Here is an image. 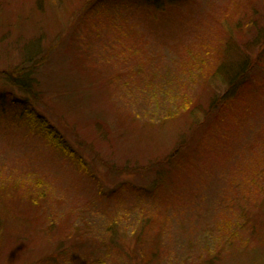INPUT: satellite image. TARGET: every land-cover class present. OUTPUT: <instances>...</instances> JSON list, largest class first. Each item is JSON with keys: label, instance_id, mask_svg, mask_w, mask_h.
I'll list each match as a JSON object with an SVG mask.
<instances>
[{"label": "rangeland", "instance_id": "obj_1", "mask_svg": "<svg viewBox=\"0 0 264 264\" xmlns=\"http://www.w3.org/2000/svg\"><path fill=\"white\" fill-rule=\"evenodd\" d=\"M107 3L0 0V90L28 97L4 75L32 69L30 61L38 58L32 79L40 102L32 107L88 165L81 173L23 126L0 120V264H83L86 254L102 264H142L131 258L126 213L118 206L133 199L124 190L115 200L99 192L150 186L177 143L194 147L199 139L210 145L195 152L201 161L192 157L193 167L186 169L183 159L174 172L187 179L192 199L179 211L160 209L165 214L159 218L166 219L159 264H208L201 262L204 241L216 235L213 228L231 224L246 225L235 244L242 249L222 252L215 264H264V222L251 217L260 201L238 202L244 179L252 180L255 139L264 140V0H186L178 6L159 0V11L135 0ZM235 49L255 60L251 86L231 112L218 105L212 110L227 87L213 77L218 57L210 56L194 83L180 70L193 59L207 60L212 52L225 58ZM184 100L192 113L162 121L172 104ZM9 180H21L30 195L39 182L41 207H31L24 194L8 200ZM238 204L246 208L248 224Z\"/></svg>", "mask_w": 264, "mask_h": 264}, {"label": "trees", "instance_id": "obj_2", "mask_svg": "<svg viewBox=\"0 0 264 264\" xmlns=\"http://www.w3.org/2000/svg\"><path fill=\"white\" fill-rule=\"evenodd\" d=\"M98 1H102L103 5H108L109 3L107 2L110 0ZM158 1L159 0H135L137 4L144 6L145 3L149 8L156 11L162 10ZM185 2L186 0H168L170 6H178ZM237 29L238 24L234 27V30ZM257 31L258 30L256 29V32ZM210 56L218 57L219 59L216 67L214 68L213 77L227 84L226 90L222 96L211 102V109L214 110L215 106L218 105L221 107V110L231 112L232 107L236 104V102H240L247 88L251 86L250 82H248V74L252 68V64L255 63V60L253 59L251 61L247 58L245 59L243 53H240L238 49L232 50V52L229 53L227 57L225 56V58H222L220 52H212L206 55L207 60L205 58H199L201 63H199L197 59H193V62L182 66L180 75L184 81L187 80L190 83H194L198 78H202L205 73L206 63L210 60L212 61ZM37 59L38 58L33 57L32 61H30L32 69L28 67L29 69L25 68L19 71L16 69L9 74L5 73L6 75L4 76L7 77L6 80L8 82H12L15 87L17 86L20 91L28 97L21 98V96H13L10 91L0 90V120H4L6 123L7 120H11L13 123L23 126L24 129L22 130L29 131L33 136H36L43 141L48 147L54 149L60 155L68 157L81 173L87 174L88 165L73 148L74 146L70 145L64 136L54 126H52L44 115L38 113L32 107L33 103L36 104V102H40L38 81L32 79L34 73L37 72ZM198 63L199 65H197ZM172 105V108L168 109L166 115L162 118V121L165 123L174 120V118L181 115L192 113L193 111V106L188 100H184L180 104ZM12 109L14 110L9 113V110ZM262 133H264V130ZM204 142L205 140H195L193 143L194 147H192L189 142L177 143L175 146L176 148H173L174 150H172L167 156L164 164L161 162L157 165L158 167L154 170L155 179L148 187L126 184L122 188L111 190L106 194L104 192H99L104 196V198L108 200H115L116 198H121L122 190H124L126 191V199H133L130 206L126 204V207H123L120 203H118V206H121L119 210L122 211L123 209V212L125 211L124 213H126V234L133 246L130 251L131 258L140 257L142 264L160 263L165 253V247H160L162 239H159V233L162 232L166 219L163 217L159 218V214L163 213L160 212V209L164 210L166 213L171 209L179 211L180 206L183 208L189 204L190 198L192 199V193L185 186L187 179L175 175L174 172L178 170L179 165L183 162V159H185L183 163L184 166L187 167L186 169L193 167L192 157L195 158L194 160H197V162H200L201 155H199L198 152L197 156L195 152H197L200 148L208 149V146L210 145H205ZM253 150L255 160L254 167L250 170V178L252 180L247 178L244 179V192H241L243 194V199L238 200V202L239 204H242L243 201H246L247 204L249 201L248 198H251L250 201H252V203L256 206V203L260 201L256 206L259 213H251V217L260 218L264 222V183L259 180V178L264 177V140H260L259 137L256 138L255 143L253 144ZM205 151L214 153V150H204V152ZM204 157L208 159V157ZM9 181L12 185L10 187L11 191H9L5 196L8 200L15 201L20 198V195L23 196L22 194H24L26 195V198H22L27 201L31 207H41L44 190L39 182L32 186V189L35 191L34 194L31 193L30 195L29 192H25V185H21V180L19 183H15L14 180ZM12 190L15 191V195H10ZM184 192H187V195H185ZM224 201L225 203L228 202V200L225 199L223 200V204ZM230 204L233 205V201H230ZM239 204L236 206L238 209L242 206ZM226 208L229 209L228 206H226ZM245 209L242 206L239 210L245 216L244 222L248 224L252 220L248 219V215L245 214ZM232 226L234 225L231 224V227H229V225H222L221 227L219 226L217 228H213L216 235L212 236L211 239H209L208 236L204 241L207 252L205 254L207 257H204V259L201 260L202 263L205 261V263L208 264H215V260H217L219 255H222V252H225L226 250H228V252L236 250L237 254L240 252L242 248L237 245L235 246V244L239 242L237 241V238H241V233L245 231L246 225L244 224L242 227L235 228ZM110 228H112V224L108 229ZM247 228L250 233L253 232L252 226H247ZM121 229L124 231V228ZM247 247L248 245L245 243L243 249L246 250ZM142 248L145 249L142 250ZM83 261V264H102L101 261H92L89 254L85 255Z\"/></svg>", "mask_w": 264, "mask_h": 264}]
</instances>
